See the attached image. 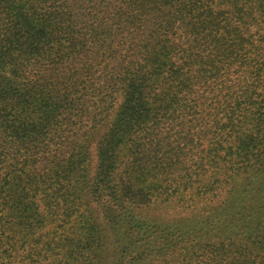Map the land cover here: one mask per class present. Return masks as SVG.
<instances>
[{"label": "trees", "instance_id": "1", "mask_svg": "<svg viewBox=\"0 0 264 264\" xmlns=\"http://www.w3.org/2000/svg\"><path fill=\"white\" fill-rule=\"evenodd\" d=\"M0 264H264V0H0Z\"/></svg>", "mask_w": 264, "mask_h": 264}, {"label": "rangeland", "instance_id": "2", "mask_svg": "<svg viewBox=\"0 0 264 264\" xmlns=\"http://www.w3.org/2000/svg\"><path fill=\"white\" fill-rule=\"evenodd\" d=\"M185 210L181 209H174L169 216H178V215H185L186 213L184 212Z\"/></svg>", "mask_w": 264, "mask_h": 264}]
</instances>
